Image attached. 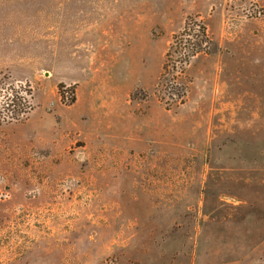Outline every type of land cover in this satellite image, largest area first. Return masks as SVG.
Instances as JSON below:
<instances>
[{
    "label": "rangeland",
    "instance_id": "obj_1",
    "mask_svg": "<svg viewBox=\"0 0 264 264\" xmlns=\"http://www.w3.org/2000/svg\"><path fill=\"white\" fill-rule=\"evenodd\" d=\"M0 264H264V0H0Z\"/></svg>",
    "mask_w": 264,
    "mask_h": 264
},
{
    "label": "trees",
    "instance_id": "obj_2",
    "mask_svg": "<svg viewBox=\"0 0 264 264\" xmlns=\"http://www.w3.org/2000/svg\"><path fill=\"white\" fill-rule=\"evenodd\" d=\"M179 37H182L183 40L184 38H186L185 43L179 46L180 49L178 52H172L173 54H179V56H181V66L178 68V70H176L179 74H183L191 59L198 55H209L212 52L210 47H213V45L211 39L207 34L206 28L199 23L192 22L191 20L185 24L181 32L177 36H174L172 40H175ZM172 49L173 47L169 45L168 50L164 55V63L162 65V72L159 77L158 87L161 86V84L165 81L164 75L168 72L169 69V62L171 58L170 54ZM175 81L176 80L174 78H171L172 84H174ZM165 106H168V104L165 103Z\"/></svg>",
    "mask_w": 264,
    "mask_h": 264
}]
</instances>
